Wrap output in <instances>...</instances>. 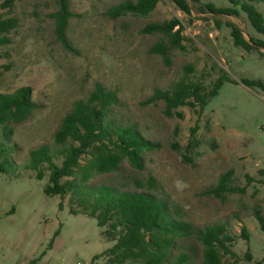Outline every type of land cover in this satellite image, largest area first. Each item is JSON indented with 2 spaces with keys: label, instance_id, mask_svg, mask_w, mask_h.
<instances>
[{
  "label": "rangeland",
  "instance_id": "rangeland-1",
  "mask_svg": "<svg viewBox=\"0 0 264 264\" xmlns=\"http://www.w3.org/2000/svg\"><path fill=\"white\" fill-rule=\"evenodd\" d=\"M5 1L0 0V20L16 18L18 27L9 34L11 43L0 47V92L31 87L38 105L25 122L10 127L13 134L8 139L0 129V139L16 148L17 163L23 166L30 151L41 145L57 153L54 134L62 119L74 102L88 98L96 84H102L118 97L109 119L119 126H134L158 147L144 153L143 170L126 160L117 172L94 176L89 184L142 191L148 189L138 183L146 186L154 177L158 188L149 191L167 200L172 211L173 205L179 206L184 220L200 228L225 224L237 237L232 250L238 258L226 256L225 264H264V229L255 215L258 211L264 217V49L236 47L225 23H234L247 41L264 43V33L255 30L243 13L201 12L202 4L221 8L229 5L228 0H188L191 15L171 0H160L149 16L118 19L107 15L109 9L137 0H70L74 15L67 28L70 50L55 32L52 15L58 0H14L11 7H4ZM258 9L264 14V7ZM172 19L181 21L185 40L183 48L170 52L167 63L151 49L160 42L169 45L168 38L141 30ZM189 66L193 73L187 72ZM220 70L239 84L225 83L200 114L181 107L177 111L183 118L168 117L163 101L144 104L156 89H171L186 76L190 80L206 76L210 83ZM242 80L263 86L250 88ZM229 170L234 171L232 186L243 188L246 175L255 179L247 193L226 194L223 199L206 195ZM46 184V179L40 181L21 167L17 176L0 174V264H106L102 255L114 243L97 220L71 213L70 196L64 200L47 196ZM243 227L250 232L249 242L241 239ZM179 244L193 245L198 251L193 264H201L197 240L181 239ZM248 251L251 261L246 260Z\"/></svg>",
  "mask_w": 264,
  "mask_h": 264
},
{
  "label": "trees",
  "instance_id": "trees-1",
  "mask_svg": "<svg viewBox=\"0 0 264 264\" xmlns=\"http://www.w3.org/2000/svg\"><path fill=\"white\" fill-rule=\"evenodd\" d=\"M171 1L180 11L191 15L188 0ZM159 2L126 1L110 8L107 15L113 19L129 14L146 17L156 9ZM228 2V6L221 8L209 2L202 4L200 9L202 13L224 16H239L243 13L255 30L264 33V14L258 9V6L264 7V0ZM13 3L14 0H7L4 7H11ZM73 16L70 0H58V10L52 15L55 19V32L58 40L70 50L73 47L67 39V28ZM225 26L231 29V38L236 47L247 51L264 49V43L260 40L251 38L247 41L234 23L227 21ZM17 27L16 18L0 20V47L11 43L9 34ZM141 31L144 34H162L168 38L169 45L160 42L151 49L152 53L161 55L167 63H170V52L173 49L183 48L184 27L178 19L149 24ZM186 70L188 73L195 71L190 66ZM211 70L216 71V68ZM220 72L219 77L210 83L206 76L195 80L186 76L171 89H156L144 104L163 101L168 117L177 115L183 118V113L177 111L181 107H189L200 114L225 83L239 84L224 70ZM208 76L211 78L210 74ZM242 83L250 88L263 86L261 82L248 80H242ZM117 102L116 92L96 84L88 98L74 102L62 119L54 134L55 145L59 146L57 153L50 146L41 145L30 151L29 159L23 166L14 159L16 148L0 139V174L17 176L21 167L34 172L38 180H47L44 189L47 196H60L62 200L70 196L68 206L71 213L95 218L105 237L114 243L102 255L107 257L106 264H193V257L198 256V251L191 244H179L181 239H195L200 243L201 264H225L226 256L238 258L232 250L237 237L229 234L225 224L200 228L184 220L183 210L179 206L173 205L172 211L167 200L149 191L158 188L154 177L149 179L146 186L138 183L142 186L140 188L148 189L142 191L89 184L94 176L117 172L126 160L133 168L143 170L144 153L158 147V144L146 139L134 126H119L109 119V113ZM37 109L31 87H21L12 93L0 92V129L4 137L8 139L13 134L10 127L25 122ZM192 143L193 140L189 144L190 148L193 147ZM233 175V170L223 173L218 184L205 194L219 199H223L226 194L244 195L255 182L252 176L246 175V185L243 188L235 187L231 185ZM61 207H64L63 201ZM255 215L264 229V217L258 211ZM241 239L250 241L247 227L242 228ZM252 259L248 251L246 260Z\"/></svg>",
  "mask_w": 264,
  "mask_h": 264
}]
</instances>
